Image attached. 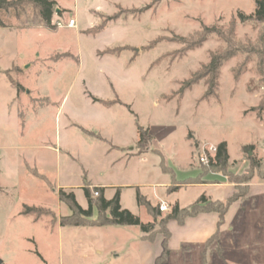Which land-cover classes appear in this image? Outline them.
Here are the masks:
<instances>
[{
  "label": "rangeland",
  "instance_id": "obj_1",
  "mask_svg": "<svg viewBox=\"0 0 264 264\" xmlns=\"http://www.w3.org/2000/svg\"><path fill=\"white\" fill-rule=\"evenodd\" d=\"M51 1L52 25L61 28L39 26L29 8L19 19L0 13L10 26L0 28V264H150L141 261L137 226H60L70 212L58 190L72 192L85 209L83 186L94 198L104 186L106 199L120 195L121 209L146 223L137 191L153 206L188 208L204 192L220 198L217 190L187 185L204 173L202 150L221 142L227 171L258 180L242 148L252 145L264 163V34L236 18L252 14L254 2ZM71 19L73 28L66 26ZM203 26L233 28L239 51L220 69L210 97L200 69L225 45L211 36L185 50L204 35ZM137 125L151 137L141 148ZM243 160L247 168L235 174ZM218 180L228 182L212 172L210 184ZM259 204L234 220L230 238L220 233L204 246L170 251L166 264H264V197ZM23 206L49 214L33 222L20 214Z\"/></svg>",
  "mask_w": 264,
  "mask_h": 264
},
{
  "label": "trees",
  "instance_id": "obj_2",
  "mask_svg": "<svg viewBox=\"0 0 264 264\" xmlns=\"http://www.w3.org/2000/svg\"><path fill=\"white\" fill-rule=\"evenodd\" d=\"M254 12L250 15H244L238 13L236 18L241 24L256 23L260 26L262 33L264 34V0H253ZM31 9V13L34 14L38 20V25L45 28L54 29L52 25V17L55 12V4L51 0H0V13L10 14L19 19L23 15L26 9ZM31 25V24H30ZM27 26V25H25ZM29 26V25H28ZM27 26V27H28ZM2 22L0 16V28H6ZM204 35L189 44H186L185 50H193L200 46L208 37L214 36L225 45L224 49H219L209 55L208 62L203 65L200 71L203 75L198 80H203L207 90L206 95L212 96L218 87V80L220 76V69L228 61L234 59L237 56V51L234 39V29L230 28L227 31L217 30L214 26L202 27ZM261 42V41H259ZM260 65L263 64L261 60ZM197 80H192L188 83L189 86L196 84ZM15 88L19 91L20 86L16 85ZM93 102H101L98 99L92 98ZM103 103V102H101ZM104 104V103H103ZM136 131L138 135L137 147L141 148L145 146L151 137L147 129L137 125ZM89 135L94 136L92 133ZM97 139L100 137L97 136ZM246 158L249 162L250 172H254L257 179L264 181V163L258 161L253 155L254 147L244 146ZM229 156L227 152V145L225 142H221L216 146V153L213 159H208V165L203 168V175L208 173H221L229 183L234 184L236 193L224 202L212 201L204 195H201L192 205L188 208H180L178 204L169 206V211L165 214L159 212V204L153 206L150 202L142 196L138 191L136 192V202L138 206L142 207L147 215L150 216L149 222L143 223L139 218L134 217L126 210H122L119 205L118 195L116 194L111 200L106 201L103 196L94 198L91 194L88 185L83 186L82 190L86 198L87 207L84 209L76 202L75 195L72 192H66L63 189H59L57 193L58 201L64 204L70 215L63 216L59 220V225L62 227H105V226H138L142 239L152 242L156 234L163 236V251L161 255L156 259L155 264H166L170 256V251L167 248V242L169 239V231L167 230V223L170 220L176 221L182 225L187 218L195 217L202 213H216L218 215V228L224 223V217L227 213L230 205L243 198L246 194L247 185L252 182L253 176L251 175L247 179H241V177L235 176L229 173L228 170ZM202 175V176H203ZM241 184H245L241 187ZM178 187H172L174 189ZM169 189V190H170ZM99 192L101 190L99 189ZM105 210H109L110 215H106ZM94 211L96 212V218L92 219ZM20 214L24 217H31L33 222H37L42 216L48 215L49 211L41 207L23 206ZM218 232L210 240H217ZM209 240V241H210ZM208 241V242H209Z\"/></svg>",
  "mask_w": 264,
  "mask_h": 264
},
{
  "label": "crops",
  "instance_id": "obj_3",
  "mask_svg": "<svg viewBox=\"0 0 264 264\" xmlns=\"http://www.w3.org/2000/svg\"><path fill=\"white\" fill-rule=\"evenodd\" d=\"M101 102H97V103H101ZM87 133L89 134L92 132H87ZM92 134L94 135L93 137L95 138H97V136L100 137L99 135H95L94 133ZM101 141L105 142V140L102 138H101ZM227 152H228V148H227ZM246 163L247 161L243 160V164H245V167H240V169L241 168L242 169L240 171H234V173L240 174L241 172H243V170L247 168L246 166H248L246 165ZM200 174H201V181L195 182L194 180ZM202 175L203 174L200 171H197L195 176L189 177L188 180L190 179L193 182L187 185V187L197 188L201 190L202 189L217 190L216 193L220 196V198L217 200L212 199V196H209V195L206 196L205 195L206 193L204 192V195L212 201L224 202L236 193V188L234 184H231L227 181H221V180H218L217 184H210L211 173L205 174L203 176ZM176 183H180V181H176ZM164 186L167 187L168 185H164ZM96 187H98L101 190L103 198L106 201H109L108 199L104 197L106 188L104 186H96ZM64 190H67V189H64ZM261 197H264V181L255 180V181L250 182L247 185L245 196L233 202L230 205L227 213L225 214L224 223L219 228H218V215L216 213L198 214L195 217L187 218L182 225L178 224L174 220H170L166 225L167 230L169 231V234H170L168 242H167L168 250L169 251H182V250L189 249L190 246L192 245L204 246L214 236V234H216V232H218V235L222 233L223 235L228 236L229 234L233 232L232 225L234 223V220L236 219L239 221L241 220V217H244L246 214H252L253 212H255L260 205L259 200ZM118 200H119V205H120V195H118ZM245 203H248L249 206L246 207L244 205ZM177 204L180 207V204L178 202ZM105 227L123 228V227H128V226H105ZM139 240H140L139 244H140V253H141L140 255H141L142 263L150 262V264H155L156 259L161 255L163 251V247H162L163 236L161 234H157L153 238V241L150 242L147 240H143L142 234H141ZM233 264H241V263L234 262Z\"/></svg>",
  "mask_w": 264,
  "mask_h": 264
},
{
  "label": "built area",
  "instance_id": "obj_4",
  "mask_svg": "<svg viewBox=\"0 0 264 264\" xmlns=\"http://www.w3.org/2000/svg\"><path fill=\"white\" fill-rule=\"evenodd\" d=\"M54 26L56 28H61L62 27L61 23H59V22H55ZM66 26L69 27V28L75 27V21L73 19L69 20ZM202 151H203L202 156L198 159V162L201 163V164H204V165H208V159L209 158L213 159V157H214V155L216 153V147H209L207 152L204 151V150H202ZM93 195L95 197H97L98 193L94 192ZM158 209H159L160 213H166V212L169 211V207L167 205H165L164 203H161L159 205Z\"/></svg>",
  "mask_w": 264,
  "mask_h": 264
}]
</instances>
